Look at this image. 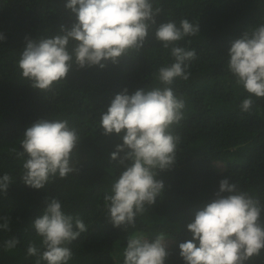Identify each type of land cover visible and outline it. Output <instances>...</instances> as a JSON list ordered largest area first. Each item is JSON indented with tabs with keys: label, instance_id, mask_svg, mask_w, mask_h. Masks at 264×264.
Instances as JSON below:
<instances>
[{
	"label": "trees",
	"instance_id": "1",
	"mask_svg": "<svg viewBox=\"0 0 264 264\" xmlns=\"http://www.w3.org/2000/svg\"><path fill=\"white\" fill-rule=\"evenodd\" d=\"M66 3L0 0V33L5 36L0 41V176L8 172L14 177L7 194H0V217L12 220L9 232L0 230V244L12 236L20 239L11 252L0 248V264H35V257H26L29 242L40 240L31 224L43 214L46 200L56 197L66 214L78 215L88 225L69 245V264H122L120 253L133 232L150 239L165 234V264H184L179 244L191 239L187 224L203 202L214 197L221 179L236 183L264 206V98L253 97L252 109L241 112L239 105L249 94L235 85L226 68L231 42L264 23V0H154L153 6L162 9L158 23L174 21L179 26L188 19L199 24L200 32L177 42L196 52L186 69L189 78H176L171 85L185 102L182 120L172 127L180 137L177 160L170 169L158 170L162 194L128 231L114 227L103 208V196L121 171L110 153L122 141L116 134H103L100 112L124 88L131 94L142 87H162L155 74L174 58L155 39L153 28L139 54L108 62L103 69L73 65L67 79L50 91L33 88L17 68L19 52L25 37L53 36L61 25L71 27L76 16ZM41 118L67 120L77 130L80 140L71 162L78 172L34 189L23 182L11 149L21 148L18 140ZM261 219L264 227V213ZM246 264H264V250Z\"/></svg>",
	"mask_w": 264,
	"mask_h": 264
},
{
	"label": "clouds",
	"instance_id": "2",
	"mask_svg": "<svg viewBox=\"0 0 264 264\" xmlns=\"http://www.w3.org/2000/svg\"><path fill=\"white\" fill-rule=\"evenodd\" d=\"M153 5L154 0H67L66 8L76 16L71 27L61 25L53 36L25 37L16 62L23 79L47 92L67 79L73 65L103 69L108 62L117 64L125 55L139 54L153 28L155 39L170 49L174 62L155 74L162 87H142L131 94L124 88L100 112L103 134H116L122 141L110 153L121 171L103 196V208L112 225L124 231L134 229L136 217L155 204L164 189L163 180L157 178L159 171L170 169L177 160L180 137L172 127L182 120L185 102L171 85L176 78H189L188 62L196 58L194 49L177 42L200 32L199 24L188 19H182L179 26L174 21L158 23L162 9ZM4 39L0 33V41ZM226 57L235 85L249 94L240 110L249 112L253 97L264 98V23L249 27L232 41ZM79 140L67 120L33 122L18 140L21 148L11 149L21 165L23 182L41 189L57 176L64 179L78 172L71 161ZM13 179L8 172L0 176V194H7ZM262 213L264 206L258 200L228 178L221 179L214 197L204 201L187 224L191 239L179 244L184 264H246L259 256L264 250ZM11 222L10 216L0 217V230L9 232ZM31 227L40 240L39 244L29 242L26 257H35V264H69L73 258L69 245L88 231L80 216L62 210L57 197L46 200L43 214ZM19 243V237L12 236L0 248L11 252ZM167 247L163 233L150 239L133 232L120 253L122 264H165Z\"/></svg>",
	"mask_w": 264,
	"mask_h": 264
}]
</instances>
